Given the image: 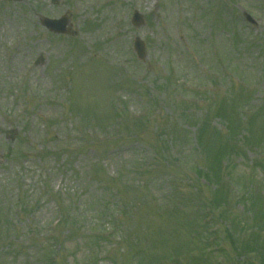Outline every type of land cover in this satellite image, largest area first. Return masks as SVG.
Here are the masks:
<instances>
[{"label": "rangeland", "instance_id": "rangeland-1", "mask_svg": "<svg viewBox=\"0 0 264 264\" xmlns=\"http://www.w3.org/2000/svg\"><path fill=\"white\" fill-rule=\"evenodd\" d=\"M263 177L264 0H0V264H264Z\"/></svg>", "mask_w": 264, "mask_h": 264}, {"label": "water", "instance_id": "water-1", "mask_svg": "<svg viewBox=\"0 0 264 264\" xmlns=\"http://www.w3.org/2000/svg\"><path fill=\"white\" fill-rule=\"evenodd\" d=\"M15 1V0H12ZM64 20V19H63ZM50 21L46 19H42V24L46 26L49 30L54 31L55 33H64L65 30H63V25L65 24V21ZM140 23V18L136 20L135 24L138 25ZM136 48L138 51V56L143 57V45L141 42H136Z\"/></svg>", "mask_w": 264, "mask_h": 264}, {"label": "trees", "instance_id": "trees-1", "mask_svg": "<svg viewBox=\"0 0 264 264\" xmlns=\"http://www.w3.org/2000/svg\"><path fill=\"white\" fill-rule=\"evenodd\" d=\"M214 164H215V167H217V168L220 167L219 166V160L217 158H216V161L214 162ZM196 170L194 171V173H196L197 176L203 178L208 184L216 186V183H218V181H219V180H216V177L220 178V176L218 174H215V172L212 171L211 175L203 176L201 172H199L198 170L196 171Z\"/></svg>", "mask_w": 264, "mask_h": 264}]
</instances>
